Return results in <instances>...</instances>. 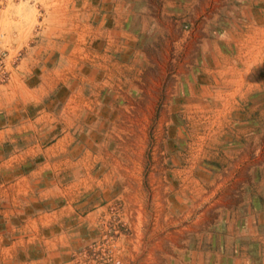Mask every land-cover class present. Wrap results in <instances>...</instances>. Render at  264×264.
<instances>
[{"label": "rangeland", "instance_id": "obj_1", "mask_svg": "<svg viewBox=\"0 0 264 264\" xmlns=\"http://www.w3.org/2000/svg\"><path fill=\"white\" fill-rule=\"evenodd\" d=\"M2 1L0 20L1 9L18 0ZM149 1L148 15L158 27L149 29L155 37L145 46L135 92L105 122L111 131L97 136L113 139L109 148L128 170L120 186L129 195L110 201L95 221L99 239L79 251L99 263L110 259L119 235L141 240L132 264H191L215 241L220 253L223 239L248 238L238 224L227 225L231 203L246 202L238 213L249 219L257 214L264 224L256 212L264 210V183L257 185L264 170V0ZM32 3L43 19L53 6ZM19 56L9 54L0 24V85ZM148 73L151 82H143ZM52 123L60 133L61 120ZM145 255L150 263L143 262Z\"/></svg>", "mask_w": 264, "mask_h": 264}, {"label": "crops", "instance_id": "obj_2", "mask_svg": "<svg viewBox=\"0 0 264 264\" xmlns=\"http://www.w3.org/2000/svg\"><path fill=\"white\" fill-rule=\"evenodd\" d=\"M16 2L1 9L0 20L9 54L20 52L10 78L0 85V264H132L141 243L135 234L117 236L110 259L101 263L79 251L99 239L95 221L110 201L128 195L120 186L128 170L111 154L113 139L97 136L111 131L105 122L118 116L116 105L135 92L145 46L155 37L149 29L153 23L158 27L148 15L150 1ZM30 2L53 6L43 19ZM144 77L151 82L149 73ZM55 119L64 126L56 134ZM259 176L257 185L263 187L264 170ZM244 193L241 199H247ZM245 203H231L224 213L231 216L227 225L238 224L236 230L248 238L223 239L220 253L216 241L208 244L191 264H264L263 220L241 216ZM208 225L212 238L216 225Z\"/></svg>", "mask_w": 264, "mask_h": 264}]
</instances>
